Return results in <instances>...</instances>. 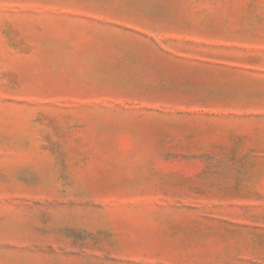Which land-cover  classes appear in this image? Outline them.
<instances>
[{
	"label": "rangeland",
	"instance_id": "obj_1",
	"mask_svg": "<svg viewBox=\"0 0 264 264\" xmlns=\"http://www.w3.org/2000/svg\"><path fill=\"white\" fill-rule=\"evenodd\" d=\"M0 264H264V0H0Z\"/></svg>",
	"mask_w": 264,
	"mask_h": 264
}]
</instances>
